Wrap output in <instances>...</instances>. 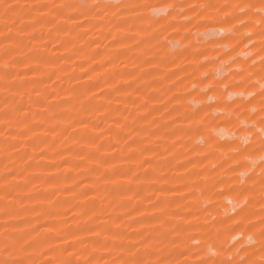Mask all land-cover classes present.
I'll return each instance as SVG.
<instances>
[{
  "label": "rangeland",
  "instance_id": "1",
  "mask_svg": "<svg viewBox=\"0 0 264 264\" xmlns=\"http://www.w3.org/2000/svg\"><path fill=\"white\" fill-rule=\"evenodd\" d=\"M260 3L0 0V261L259 260Z\"/></svg>",
  "mask_w": 264,
  "mask_h": 264
},
{
  "label": "snow or ice",
  "instance_id": "2",
  "mask_svg": "<svg viewBox=\"0 0 264 264\" xmlns=\"http://www.w3.org/2000/svg\"><path fill=\"white\" fill-rule=\"evenodd\" d=\"M168 7H172L171 5H168ZM235 7H255V5H236ZM259 15L261 16V28H262V32H261V36H264V0H261L260 3V7H259ZM250 39V38H249ZM254 46V45H253ZM262 51H264V47H262L261 49ZM261 65L264 66V58L261 59L260 61ZM264 70V69H262ZM261 95H264V90L261 91ZM262 103H264V101H262ZM240 113V108L237 107L235 109V112L233 113V115L239 114ZM236 119H239V116L236 115ZM261 123L264 124V119L261 120ZM261 140H260V145H259V150L261 152H264V128H261ZM251 147V146H249ZM247 149H243L241 151H246ZM262 163H264V161H262ZM262 184H264V180L261 181ZM250 203V201H249ZM261 215L264 216V210H262ZM261 224H264V219L261 220ZM255 227V226H253ZM260 244L261 247L259 249V255H260V259L259 260H254L252 257L254 255H256V253H250L245 257H242L241 259L237 260L235 259V255L238 254H233V256L231 258H217L214 260H209V259H204L202 258L198 264H264V228L261 229L260 231ZM242 251V250H240ZM229 252H231V249H229ZM0 264H23L22 261H9L7 259L0 261ZM122 264H146V262L143 259H136L135 258V254H134V258L132 260L129 261H123ZM160 264H165L164 261H161Z\"/></svg>",
  "mask_w": 264,
  "mask_h": 264
}]
</instances>
